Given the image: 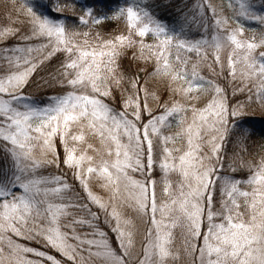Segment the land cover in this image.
I'll use <instances>...</instances> for the list:
<instances>
[{"label": "snow or ice", "instance_id": "snow-or-ice-1", "mask_svg": "<svg viewBox=\"0 0 264 264\" xmlns=\"http://www.w3.org/2000/svg\"><path fill=\"white\" fill-rule=\"evenodd\" d=\"M7 21L0 264H264V0H12Z\"/></svg>", "mask_w": 264, "mask_h": 264}, {"label": "rangeland", "instance_id": "rangeland-1", "mask_svg": "<svg viewBox=\"0 0 264 264\" xmlns=\"http://www.w3.org/2000/svg\"><path fill=\"white\" fill-rule=\"evenodd\" d=\"M11 4H12V0H0V25H4L6 24L7 21V14L11 11ZM108 27H112L113 23L112 22H105ZM20 26V25H17ZM253 27H255V25H253ZM205 72H207V70L205 69ZM257 117L259 118V113L256 114ZM257 126L260 127L261 123L259 121V119L257 120ZM250 146V145H249ZM229 155L231 156L232 153L230 152ZM229 175L234 176L237 179H243L246 178V172L245 170H238L235 173L229 172ZM94 190L98 192V194L104 195L106 197V193H104L98 186H94ZM31 246H36L39 247V245H31Z\"/></svg>", "mask_w": 264, "mask_h": 264}, {"label": "trees", "instance_id": "trees-1", "mask_svg": "<svg viewBox=\"0 0 264 264\" xmlns=\"http://www.w3.org/2000/svg\"><path fill=\"white\" fill-rule=\"evenodd\" d=\"M40 91H42V90H37V94H39V93H40ZM48 94H52V93H48Z\"/></svg>", "mask_w": 264, "mask_h": 264}]
</instances>
